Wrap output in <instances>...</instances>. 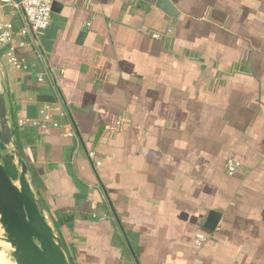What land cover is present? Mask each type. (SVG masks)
<instances>
[{"label":"crops","instance_id":"obj_1","mask_svg":"<svg viewBox=\"0 0 264 264\" xmlns=\"http://www.w3.org/2000/svg\"><path fill=\"white\" fill-rule=\"evenodd\" d=\"M171 1L54 0L47 66L0 0V94L71 264H136L112 208L139 264H264V0Z\"/></svg>","mask_w":264,"mask_h":264},{"label":"water","instance_id":"obj_2","mask_svg":"<svg viewBox=\"0 0 264 264\" xmlns=\"http://www.w3.org/2000/svg\"><path fill=\"white\" fill-rule=\"evenodd\" d=\"M157 8L171 17L179 15L171 0H158ZM53 11H56V4ZM26 21L48 66L39 38L27 18ZM112 210L128 249L139 264L133 246L115 210ZM220 218L219 212H211L206 229L215 231ZM0 225L5 232L0 241L11 246V256L16 264H71L63 242L46 218L45 205L30 182L29 166L6 92L0 94Z\"/></svg>","mask_w":264,"mask_h":264},{"label":"built area","instance_id":"obj_3","mask_svg":"<svg viewBox=\"0 0 264 264\" xmlns=\"http://www.w3.org/2000/svg\"><path fill=\"white\" fill-rule=\"evenodd\" d=\"M6 4H12L18 11H22L26 16L33 31L39 38L44 35L51 24L54 0H2ZM21 35L30 38L29 46L35 47L34 39L31 35L27 21L21 31ZM155 35V38H158ZM12 33L10 26H0V49L11 42ZM38 53V51H37ZM39 55V53H38ZM40 56V55H39ZM10 62L16 69L23 68V63L10 55ZM241 165L235 161H229L226 165V171L229 176H235L240 171ZM206 240L203 234L197 236V244L200 246Z\"/></svg>","mask_w":264,"mask_h":264},{"label":"rangeland","instance_id":"obj_4","mask_svg":"<svg viewBox=\"0 0 264 264\" xmlns=\"http://www.w3.org/2000/svg\"><path fill=\"white\" fill-rule=\"evenodd\" d=\"M4 236H5V232L2 226L0 225V237L2 238ZM0 248H1L0 264H16L15 260L11 256L12 253L11 246L4 241H0Z\"/></svg>","mask_w":264,"mask_h":264}]
</instances>
